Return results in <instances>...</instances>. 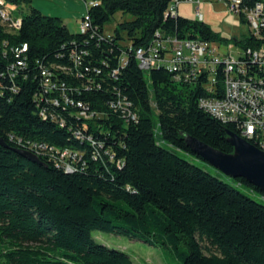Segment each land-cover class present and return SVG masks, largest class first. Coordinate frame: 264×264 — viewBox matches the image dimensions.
Masks as SVG:
<instances>
[{
	"label": "trees",
	"instance_id": "1",
	"mask_svg": "<svg viewBox=\"0 0 264 264\" xmlns=\"http://www.w3.org/2000/svg\"><path fill=\"white\" fill-rule=\"evenodd\" d=\"M5 1L21 25L0 22V264H133L92 231L166 249L181 264H264V203L238 187L264 195L177 154L208 166L186 137L233 153L235 128L198 106L217 96L164 68L144 72L134 57L156 34L224 40L198 20L165 18L168 0H99L83 34L33 0ZM116 14L131 19L107 38Z\"/></svg>",
	"mask_w": 264,
	"mask_h": 264
},
{
	"label": "built area",
	"instance_id": "2",
	"mask_svg": "<svg viewBox=\"0 0 264 264\" xmlns=\"http://www.w3.org/2000/svg\"><path fill=\"white\" fill-rule=\"evenodd\" d=\"M219 1L246 23L248 37L258 46L238 47L234 53L232 44L222 49L213 42L156 34L150 44L135 50L134 57L144 72L164 68L173 74L174 81L199 84L205 93L216 95L200 98L199 108L221 123L232 125L240 138L264 152V0ZM98 3L99 0L85 4L86 15L79 25V33L89 30L87 11ZM200 3L201 0H168L164 17L175 18L181 4H192L196 5V19L202 22ZM16 9L14 4L0 0V22L9 32L21 25L14 18ZM121 63L125 65L124 58ZM68 155V152L62 153L63 157Z\"/></svg>",
	"mask_w": 264,
	"mask_h": 264
},
{
	"label": "rangeland",
	"instance_id": "3",
	"mask_svg": "<svg viewBox=\"0 0 264 264\" xmlns=\"http://www.w3.org/2000/svg\"><path fill=\"white\" fill-rule=\"evenodd\" d=\"M91 1L98 0H33L30 6L38 10L44 16L61 19L71 34H77L82 18L86 15L85 4ZM27 7H25V9H27ZM195 7L196 5L192 4H181L178 8V15L185 19L197 20L194 13ZM199 12L203 16L202 22L208 25L224 40L213 42L221 46L222 49L226 48V45L232 44V51L235 53L238 48L235 41L244 40L249 35V28L246 23L242 21L239 16L229 12L219 0H201ZM130 19L128 15L122 16L121 14H116L113 19L105 25L104 34L110 36L117 24ZM122 45H126V43L123 42ZM177 154L186 160H190L222 181L232 183L226 177L217 175L210 166H205L202 163L194 161L191 157L185 156L182 153L178 152ZM238 188L253 199L264 203L257 195H252L245 189ZM91 236L98 244L125 253L130 257L133 264H181L180 260L172 252L163 248L151 247L137 240H129L122 236L100 231H92ZM181 249H183L182 246Z\"/></svg>",
	"mask_w": 264,
	"mask_h": 264
},
{
	"label": "water",
	"instance_id": "4",
	"mask_svg": "<svg viewBox=\"0 0 264 264\" xmlns=\"http://www.w3.org/2000/svg\"><path fill=\"white\" fill-rule=\"evenodd\" d=\"M227 142L233 153L226 155L212 149L206 144L186 137V145L191 153L208 166L230 179H243L264 195V152L234 132H226ZM0 146L6 147L0 139ZM31 163L39 164V160L27 151H16Z\"/></svg>",
	"mask_w": 264,
	"mask_h": 264
}]
</instances>
